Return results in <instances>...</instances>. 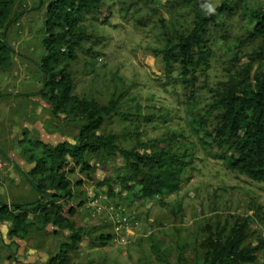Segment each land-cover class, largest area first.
<instances>
[{
	"label": "rangeland",
	"instance_id": "obj_1",
	"mask_svg": "<svg viewBox=\"0 0 264 264\" xmlns=\"http://www.w3.org/2000/svg\"><path fill=\"white\" fill-rule=\"evenodd\" d=\"M49 1L16 0L17 19L7 32L13 56L10 67L0 70V203L37 199L24 175L34 166L29 157L40 151L28 142L50 148L77 143L81 120L72 113L53 115L40 93L38 63ZM102 1L101 14L83 21L88 39L69 63L73 95L99 105L118 101L97 134L113 135L119 147L140 142L146 145L141 152L169 148L184 155L179 190L140 199L138 187H126L133 181L122 180L128 175L120 155H88L87 170L68 158L71 199L58 201L74 208L73 215L65 214L73 228L42 227L36 215H28L35 225L18 238L9 234L12 223L1 218L0 264H48L73 232L81 238L65 264H201L210 232L227 234L243 225L248 245L264 243V182L226 166L222 156L228 151L212 141L215 115L208 112L230 77L248 65L253 73L264 70L260 40L246 41L253 26L250 12H264V0H207L209 63L195 72L193 85L183 83L177 66L167 71L154 50L164 45L162 24L173 34L192 28L193 4L199 0ZM220 6L230 9L216 14ZM195 117L204 119L205 131ZM250 264H264V247Z\"/></svg>",
	"mask_w": 264,
	"mask_h": 264
},
{
	"label": "trees",
	"instance_id": "obj_2",
	"mask_svg": "<svg viewBox=\"0 0 264 264\" xmlns=\"http://www.w3.org/2000/svg\"><path fill=\"white\" fill-rule=\"evenodd\" d=\"M140 1V0H139ZM192 2V0H184ZM16 0H0V70L12 64L13 49L7 40L9 27L15 23L18 14H14ZM137 2V1H136ZM102 0H50L46 5L44 36L42 46L44 55L38 63L42 77L41 94L47 97L53 115L72 113L81 120L77 143L73 148L61 142L50 148L43 143L28 142L27 146L40 153L32 154L29 159L34 166L25 180L32 187L37 199L28 202L0 203V219L10 221V236L24 238L35 225L28 215H36L42 227L55 225L72 229L73 223L65 214L73 215L74 208L61 197L71 199V181L66 176L68 158L81 169H89L86 157L105 152L122 157L127 168L123 181H133L128 189L138 187L140 199L165 197L174 194L180 187V173L184 161L177 152L169 148L158 151L141 152L145 144L138 142L134 148L125 149L115 144L113 135H99L104 118L115 112L117 100L106 105L73 95V81L69 74V63L77 59V50L88 39L83 21L90 14H101ZM195 20L187 32L173 34L164 27V45L155 49L164 62L165 69L171 71L177 66L179 75L185 84L193 85L195 72L199 67H208V48L206 31L212 17L209 16L207 0L193 4ZM220 6L215 13L225 10ZM104 22L107 18L103 17ZM253 26L246 41L260 40V49L264 50V12H250ZM243 68V67H242ZM47 93V94H46ZM209 113L215 115V124L211 131L212 141L217 147L228 151L222 156L226 166L256 182H264V70L252 72L250 65L222 84L209 105ZM197 127H202V117L193 119ZM193 128L195 133L198 128ZM38 146V147H37ZM31 150V151H32ZM48 197V198H46ZM45 198V200H44ZM80 234L73 232L70 242L60 245L58 253L48 264H65L69 253L74 251L80 240ZM246 226L232 227L227 234L222 230L211 232L205 239V252L201 264H250L257 259V252L264 247L261 242L250 246L246 243Z\"/></svg>",
	"mask_w": 264,
	"mask_h": 264
}]
</instances>
